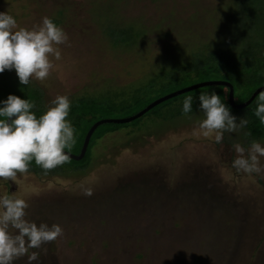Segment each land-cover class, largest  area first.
Instances as JSON below:
<instances>
[{
	"label": "rangeland",
	"instance_id": "rangeland-1",
	"mask_svg": "<svg viewBox=\"0 0 264 264\" xmlns=\"http://www.w3.org/2000/svg\"><path fill=\"white\" fill-rule=\"evenodd\" d=\"M249 11L259 16L248 20ZM6 12L17 30H31L45 16L58 20L69 39L57 46L61 59L51 57L46 80L21 85L14 69L5 70L0 88L27 87L45 111L57 95L68 96L71 106L80 98L129 102L106 119L130 117L197 83L224 81L220 75L181 79L177 72L180 82L169 84L166 77L211 51H233L236 24L247 25L243 42L264 41V0H0V13ZM150 80L154 88L142 95L138 90ZM248 90L234 93L236 104ZM192 92L122 128L100 126L82 170L67 161L58 173L18 174L9 193L0 179V197L28 203L27 221L63 229L61 237L30 249L29 255L40 253L33 264H264V175L231 167L239 155L233 145L250 147L247 127L225 132L221 143L215 133L205 136L200 108L182 111ZM135 96L143 100L132 107ZM231 114L237 123L244 118ZM83 131L66 152L80 153ZM257 142L264 146V138ZM85 189L93 195H83ZM26 262L24 256L13 264Z\"/></svg>",
	"mask_w": 264,
	"mask_h": 264
},
{
	"label": "clouds",
	"instance_id": "clouds-1",
	"mask_svg": "<svg viewBox=\"0 0 264 264\" xmlns=\"http://www.w3.org/2000/svg\"><path fill=\"white\" fill-rule=\"evenodd\" d=\"M68 35L50 17H43L39 25L31 30L19 28L16 20L6 13H0V73L15 70L21 85H28L32 78L46 80L54 65L51 57L61 59L59 45L68 43ZM199 108L204 118L199 123L203 134L215 133V141L221 143L225 132L232 133L247 126L245 118L231 114L229 107L221 101L215 91L198 96ZM254 115L264 124V92L258 97ZM0 108V179L12 181L18 174H27L29 165L35 164L44 170L45 175L70 158L65 152L75 144V129L67 120L71 102L68 96L57 95L46 111L37 118L31 111L35 105L28 100L9 95ZM193 96L183 100L182 111H192ZM239 155L231 167L236 173L244 172L264 175V166L258 157H264V146L251 141L246 150L239 143L233 145ZM83 195H93L85 189ZM28 203L13 195L0 197V264H13L27 256L26 264L40 260V253L30 249H41L42 245L61 237L62 227L53 224L29 222L25 219Z\"/></svg>",
	"mask_w": 264,
	"mask_h": 264
},
{
	"label": "trees",
	"instance_id": "trees-1",
	"mask_svg": "<svg viewBox=\"0 0 264 264\" xmlns=\"http://www.w3.org/2000/svg\"><path fill=\"white\" fill-rule=\"evenodd\" d=\"M258 16H259L258 13L252 14L250 11L247 12L248 20H250V18L255 19ZM53 22L56 25L59 24L58 20H53ZM242 25H239V24L235 25L236 28L234 29L238 30V32L233 33L235 34L234 43L233 45H231V48H233V51L229 47L225 49L223 48L219 52L211 51L206 55V58L193 59L189 63L182 65L180 72L178 71V68L169 70V72H167L168 74L166 77V79L169 80L168 83L169 84L178 83L180 82V78L184 79V78L190 77V74H195V76L197 77L220 75L222 77L221 80H224L233 86L234 93L240 87L244 89H249L248 90L249 94L247 98L244 99V101L248 100L249 97L252 95V93L257 88L264 87V41L260 40L259 38H255L253 41H250L249 44L246 42H243L244 39L246 38L245 29L247 25L246 23L244 26ZM244 36L245 38H243ZM234 45H237V48L239 49L238 54L234 52V47H233ZM177 72L178 74H181L180 78H174ZM153 86H155V82L153 80H150V82L147 85L143 86L142 89H139L138 91L142 95H144L148 90H151L152 88H154ZM22 88H23L22 91L17 90L15 88H8V89L0 88V102L6 101L9 95H15L19 97L20 99L28 100L29 102L35 105V107L31 111L33 112V114L36 115L37 118H39L45 112L44 106L39 104L34 94L27 87L22 86ZM193 91L194 92L190 93L192 94V96H194L191 112H193L195 109H197V107H199L198 96L200 94H208L211 91H215L216 94L221 97V101L225 103L227 107L230 108L233 114L243 113L244 118L248 121L247 126H246L247 134H246V137L244 138L247 139V142L249 144L251 141H258L264 138V124H261L259 119L254 115V112L257 108V104L259 102L258 97L260 93L254 98V100L247 107H245L242 110H235V109H232L229 105L228 88L226 87L209 86V87H204L202 89L199 88L198 90L196 89ZM142 100H143V97L141 98V97L135 96L132 99L133 101L132 107L135 105L137 106L140 102H142ZM149 102L151 103V101ZM148 103L140 107L139 111H141L144 107H146ZM74 104H75L74 106L70 107L68 121L71 122V125L75 129V132H74L75 134L83 126L84 131L81 132L82 134L81 143H80L79 149H77V151L79 152L81 145L83 144V138L85 137V134L87 133L88 129L95 122L101 119H106L107 114L115 110L123 111L124 109H126V107H128L129 102H114L112 104H107V103H103L102 101L80 98V99H77L76 103ZM3 106H4L3 103H0V108H2ZM148 112H146L142 116H145ZM139 118L133 121H138ZM0 119H4V118L0 117ZM126 124L127 123L125 124L110 123V124H102V125L111 126L113 128H122L126 126ZM100 126H98L97 129ZM111 132H113V130ZM101 134L96 135V136H93L92 134L87 150H86V153L80 161L76 162L71 159L68 160L69 162H72L73 164H75L76 171L82 170L83 168L86 167L87 164H85V161L88 156V151L91 146V141L93 138H99ZM61 167L62 165L49 171L47 174L58 173L59 171H61ZM29 172H32L34 174H38V173L45 174L44 170L41 169L39 166H37L34 160L29 165Z\"/></svg>",
	"mask_w": 264,
	"mask_h": 264
},
{
	"label": "water",
	"instance_id": "water-1",
	"mask_svg": "<svg viewBox=\"0 0 264 264\" xmlns=\"http://www.w3.org/2000/svg\"><path fill=\"white\" fill-rule=\"evenodd\" d=\"M209 86H223L228 88V102L229 105L232 109L235 110H242L245 107H247L253 100L254 98L261 92H264V87H259L257 88L252 95L249 97L248 100L244 101L243 103L240 104H236L234 101V90H233V86L226 82V81H205V82H201V83H197L194 85H191L189 87H185L182 88L180 90H177L173 93L167 94L165 96H162L160 98L155 99L154 101H152L151 103H149L146 107H144L141 111L137 112L135 115L130 116L128 118H123V119H101L97 122H95L87 131L85 138L83 140V144L80 150V153L78 155H73L70 154L68 152H66L69 155V158L73 161H79L81 160L87 150L90 138L93 134V132L97 129L98 126L102 125V124H110V123H114V124H125V123H130L133 120H136L137 118L141 117L142 115H144L146 112H148L149 110L153 109L154 107H156L157 105L173 98L176 97L178 95L181 94H185L188 92H191L193 90L199 89V88H203V87H209Z\"/></svg>",
	"mask_w": 264,
	"mask_h": 264
},
{
	"label": "flooded vegetation",
	"instance_id": "flooded-vegetation-1",
	"mask_svg": "<svg viewBox=\"0 0 264 264\" xmlns=\"http://www.w3.org/2000/svg\"><path fill=\"white\" fill-rule=\"evenodd\" d=\"M39 174V173H38ZM15 185H13V182L12 181H6L5 182V185H4V187L8 190V192L7 193H9L10 192V190L11 191H15V187H14ZM16 190H17V186H16Z\"/></svg>",
	"mask_w": 264,
	"mask_h": 264
}]
</instances>
